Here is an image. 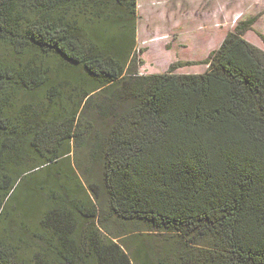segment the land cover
<instances>
[{"label":"trees","instance_id":"trees-1","mask_svg":"<svg viewBox=\"0 0 264 264\" xmlns=\"http://www.w3.org/2000/svg\"><path fill=\"white\" fill-rule=\"evenodd\" d=\"M136 6L0 0V43L32 56L0 61V264H264V51L243 38L254 21L201 74L176 61L140 75ZM71 145L94 179L79 180Z\"/></svg>","mask_w":264,"mask_h":264},{"label":"rangeland","instance_id":"rangeland-1","mask_svg":"<svg viewBox=\"0 0 264 264\" xmlns=\"http://www.w3.org/2000/svg\"><path fill=\"white\" fill-rule=\"evenodd\" d=\"M136 11L138 20L134 56L143 62L137 69L140 75L164 73L176 61L193 63L175 70L176 74L203 73L206 65L201 64V61L220 45L221 38L233 31L240 21H254L250 30L243 34V38L264 51L260 38V35H264V0H137ZM172 25H177V28H172ZM31 59L30 54H16L5 43H0V61L5 65L16 67ZM69 93L67 91L64 97ZM24 101L22 99L20 105ZM70 158L72 165L78 166L76 175L82 182L86 173L84 170L87 168L91 178L94 179L97 175V165L79 147L71 145ZM115 228L119 231L131 229L117 225ZM139 236L146 247L153 245L151 239L154 235L143 232ZM160 236L155 237L161 240ZM0 238H6L4 224L0 225ZM135 241L134 238L127 240L129 250L138 244ZM162 246L164 245L156 248L161 249ZM17 254L22 260L33 262V250L21 247Z\"/></svg>","mask_w":264,"mask_h":264},{"label":"crops","instance_id":"crops-1","mask_svg":"<svg viewBox=\"0 0 264 264\" xmlns=\"http://www.w3.org/2000/svg\"><path fill=\"white\" fill-rule=\"evenodd\" d=\"M172 26H173L172 28H177V25H172ZM172 30H173V29H172ZM173 31H174V30H173ZM182 31H183V30H182ZM209 31H211V30H209ZM169 38H172V36H169ZM223 38H224V37H222L221 39H223ZM176 39L178 40V36H176ZM174 40H175V38H174ZM207 40H208V39H207ZM221 41H222V40H221ZM220 43H221V42H220ZM218 47H219V46H218ZM218 47H217V48H218ZM217 48H216V49H217ZM216 49H215V50H216Z\"/></svg>","mask_w":264,"mask_h":264}]
</instances>
